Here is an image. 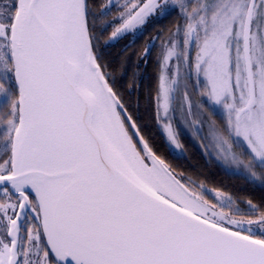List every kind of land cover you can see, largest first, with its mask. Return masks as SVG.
<instances>
[{
	"label": "snow or ice",
	"instance_id": "snow-or-ice-1",
	"mask_svg": "<svg viewBox=\"0 0 264 264\" xmlns=\"http://www.w3.org/2000/svg\"><path fill=\"white\" fill-rule=\"evenodd\" d=\"M213 168L264 188V0H0V264H264Z\"/></svg>",
	"mask_w": 264,
	"mask_h": 264
},
{
	"label": "trees",
	"instance_id": "trees-1",
	"mask_svg": "<svg viewBox=\"0 0 264 264\" xmlns=\"http://www.w3.org/2000/svg\"><path fill=\"white\" fill-rule=\"evenodd\" d=\"M163 23V21H161ZM150 30V28H149ZM143 37H138L137 43L143 44ZM131 59V58H130ZM147 75L150 77L152 75V68L148 69ZM148 80H145L147 83ZM149 135L151 136L153 142L160 149V151L166 155L174 164H177L181 167L186 166L188 164H196L199 163L203 165V161L199 159L197 155V150L194 149L188 140L187 137H184L185 143L189 145V152L185 155H191L192 159H185L184 156L175 155L169 148V146L165 143L164 138L160 135V131L156 129L154 126H149L148 128ZM212 174L217 181H222L225 185L229 186V189L232 193L236 195H249L254 196L259 199L262 195H264V188H261L259 184H251L246 182L241 176L233 175L231 173H226L221 169L213 168Z\"/></svg>",
	"mask_w": 264,
	"mask_h": 264
},
{
	"label": "rangeland",
	"instance_id": "rangeland-1",
	"mask_svg": "<svg viewBox=\"0 0 264 264\" xmlns=\"http://www.w3.org/2000/svg\"><path fill=\"white\" fill-rule=\"evenodd\" d=\"M169 148H170V150H171L175 155L181 156V155L179 154V151H178V150H175V149H173V148H171V147H169ZM257 184H259V183H257Z\"/></svg>",
	"mask_w": 264,
	"mask_h": 264
}]
</instances>
